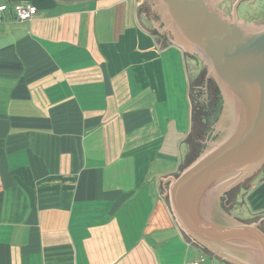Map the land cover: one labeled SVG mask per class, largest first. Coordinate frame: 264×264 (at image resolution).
Wrapping results in <instances>:
<instances>
[{"label":"crops","instance_id":"obj_1","mask_svg":"<svg viewBox=\"0 0 264 264\" xmlns=\"http://www.w3.org/2000/svg\"><path fill=\"white\" fill-rule=\"evenodd\" d=\"M13 4L0 19V264H232L167 198L193 127L191 81L142 0H43L27 21ZM177 59L185 105L167 73ZM263 181L234 215L264 218Z\"/></svg>","mask_w":264,"mask_h":264},{"label":"water","instance_id":"obj_2","mask_svg":"<svg viewBox=\"0 0 264 264\" xmlns=\"http://www.w3.org/2000/svg\"><path fill=\"white\" fill-rule=\"evenodd\" d=\"M224 1L144 0L138 7L154 21V33L209 66L206 84L213 82L222 96L216 128L204 135L198 130L197 95L203 100L205 87L191 84V149L203 144L204 151L165 177V188L180 225L202 249L232 264H264V218L245 221L222 202L229 189L264 168V20L238 15L245 0H237L227 15ZM210 97L207 106L202 101L204 126L217 116L210 109L204 116L215 104Z\"/></svg>","mask_w":264,"mask_h":264},{"label":"rangeland","instance_id":"obj_3","mask_svg":"<svg viewBox=\"0 0 264 264\" xmlns=\"http://www.w3.org/2000/svg\"><path fill=\"white\" fill-rule=\"evenodd\" d=\"M6 2L9 5H11V6L13 4V2L11 0H6ZM143 2H144V0H142V3ZM236 2H237V0H225L221 4V8L228 15L229 11H232V8L234 7V4ZM238 10L240 11V15H241L240 17H242V18L247 17V20H249L250 18H252V19L256 18V19H259L260 21L264 20V0H245V1L240 3ZM141 13H144V12L141 11ZM143 17H144L143 21H144V23H146V26L149 27V29L151 31L156 32L157 29H156V25L154 24V21H151L149 18L147 19L145 14L143 15ZM162 22L163 21H161V26H163ZM167 40H169V39H167ZM174 49H176V48H174ZM177 55H178V53H177ZM178 57H179V55H178ZM183 62L184 61L181 62V60L179 61V59H177L176 63L170 65V66L173 65L172 66L173 69L172 68H170L169 70L167 69V73L170 75V78L173 77V78H175L178 81V89H180L181 92L177 94V97L179 98V97L182 96L181 100H182L183 105H185L186 101H185L184 97L185 98L187 97L186 96V85L188 84V82H185V77H186L187 73H186V67L184 65L185 63H183ZM208 67L209 66L206 67L205 62L200 57H198V55L188 52V55H187V69L189 71L190 81H191L192 86L194 84H196V82H198L200 86H203V84H204L205 88L202 89V98H203L202 101H203V105H205V106L208 105L205 102L209 103V96L210 95H211L210 98H212V100H214V101H216V99H219V101H220V98H222L220 91L218 90V88L214 87V83L213 82H209L208 81V84H206V75H207V72H208ZM207 91H208V95L206 94ZM204 100H206V101H204ZM180 101H179V103H180ZM218 105L219 104L217 103L216 106H218ZM209 111H210L209 109H205L204 110V116H208L209 115ZM220 113H221V110L219 111L218 115L215 118L212 119V121H211L212 124L210 122H208L207 125L203 126L202 129H201L200 125H199L198 126V128H199L198 130H200V133H203L204 135H207L211 131V134H213V131L216 128V122L218 121ZM213 126H214V128H213ZM194 129H195V126L192 127L191 133L189 135L190 137L188 136L189 140H188L187 143H185V146H184L183 167L181 169L185 168L187 166V164H189L190 159L192 157L194 158L198 154H200L201 152L204 151L203 144H199L198 147L197 146H192V149H191L190 138H191V135L193 134ZM206 141H208V139ZM181 169H180V171H181ZM179 172H177V173H179ZM246 178H248V179H246L245 181L241 182L240 186L232 187L231 189L228 190L229 192H227L222 197L223 204L225 205L226 208L229 207V209H231V213L233 215H234V211L233 210L235 208L237 209V207H235L233 203L234 202L240 203V202H237V201H239V199L244 197V195L246 193V190L249 187H251V185L253 183H256V182L258 183V182H260L261 180L264 179V168L261 167V169L256 172V175L253 178L250 177V176L246 177ZM234 216H236V215H234ZM255 220H258V219H255ZM194 251L196 252L198 258H202V257L204 259L208 258L200 250L194 249Z\"/></svg>","mask_w":264,"mask_h":264},{"label":"built area","instance_id":"obj_4","mask_svg":"<svg viewBox=\"0 0 264 264\" xmlns=\"http://www.w3.org/2000/svg\"><path fill=\"white\" fill-rule=\"evenodd\" d=\"M8 4L2 3L0 1V19L3 16V13L8 9ZM17 20L27 21L36 16L39 12L38 5L33 1H18L13 4L12 7ZM186 264H201L199 260H191Z\"/></svg>","mask_w":264,"mask_h":264},{"label":"bare ground","instance_id":"obj_5","mask_svg":"<svg viewBox=\"0 0 264 264\" xmlns=\"http://www.w3.org/2000/svg\"><path fill=\"white\" fill-rule=\"evenodd\" d=\"M197 101H198V107H199V111H198L199 117H198V121L197 122L200 125V127L202 128L204 126V123L205 122H204L203 117L201 118V115H202V112H203V106H202V102H201L202 100L198 97V95H197ZM217 103L219 104L218 106H216ZM212 104H214V105L208 106L207 109H210L212 111V116L215 115V111L217 112L216 114L218 115L219 108H220V101H219V99H216V101H213ZM195 131L198 132L197 130H195Z\"/></svg>","mask_w":264,"mask_h":264},{"label":"flooded vegetation","instance_id":"obj_6","mask_svg":"<svg viewBox=\"0 0 264 264\" xmlns=\"http://www.w3.org/2000/svg\"><path fill=\"white\" fill-rule=\"evenodd\" d=\"M239 5H240V4H239ZM238 9H239V6H238ZM229 10H230V9H229ZM230 12H231V11H229V13H228V14H230ZM238 14H239V16H241V15H240V11H239V10H238ZM242 16H243V15H242ZM243 17H244V16H243ZM244 19H245V20H247V17H245ZM252 20H253V21H259V19H256V18H253V19H252V18H250V19H249V20H247V21H252Z\"/></svg>","mask_w":264,"mask_h":264},{"label":"trees","instance_id":"obj_7","mask_svg":"<svg viewBox=\"0 0 264 264\" xmlns=\"http://www.w3.org/2000/svg\"><path fill=\"white\" fill-rule=\"evenodd\" d=\"M11 1H20V0H11ZM29 1H33L37 4L39 1H43V0H29ZM262 185L264 186V181L262 182Z\"/></svg>","mask_w":264,"mask_h":264}]
</instances>
